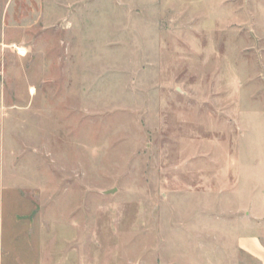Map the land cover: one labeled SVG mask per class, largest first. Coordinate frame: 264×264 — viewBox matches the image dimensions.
Here are the masks:
<instances>
[{
  "label": "rangeland",
  "instance_id": "1",
  "mask_svg": "<svg viewBox=\"0 0 264 264\" xmlns=\"http://www.w3.org/2000/svg\"><path fill=\"white\" fill-rule=\"evenodd\" d=\"M263 209L264 0H0V264H253Z\"/></svg>",
  "mask_w": 264,
  "mask_h": 264
},
{
  "label": "crops",
  "instance_id": "2",
  "mask_svg": "<svg viewBox=\"0 0 264 264\" xmlns=\"http://www.w3.org/2000/svg\"><path fill=\"white\" fill-rule=\"evenodd\" d=\"M255 215L252 230L237 240V246L253 264H264V209Z\"/></svg>",
  "mask_w": 264,
  "mask_h": 264
}]
</instances>
